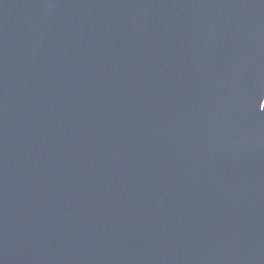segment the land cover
Instances as JSON below:
<instances>
[{"label":"water","instance_id":"95a60500","mask_svg":"<svg viewBox=\"0 0 264 264\" xmlns=\"http://www.w3.org/2000/svg\"><path fill=\"white\" fill-rule=\"evenodd\" d=\"M264 0H0V264H264Z\"/></svg>","mask_w":264,"mask_h":264},{"label":"snow or ice","instance_id":"6c2138e0","mask_svg":"<svg viewBox=\"0 0 264 264\" xmlns=\"http://www.w3.org/2000/svg\"><path fill=\"white\" fill-rule=\"evenodd\" d=\"M260 107L261 109H264V102H261Z\"/></svg>","mask_w":264,"mask_h":264}]
</instances>
